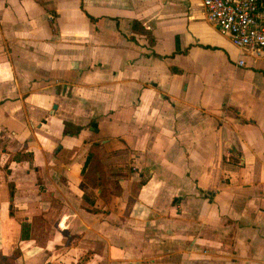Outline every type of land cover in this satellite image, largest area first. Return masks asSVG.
I'll return each instance as SVG.
<instances>
[{
    "label": "crops",
    "instance_id": "crops-1",
    "mask_svg": "<svg viewBox=\"0 0 264 264\" xmlns=\"http://www.w3.org/2000/svg\"><path fill=\"white\" fill-rule=\"evenodd\" d=\"M15 247L16 264H264V52L200 0H0Z\"/></svg>",
    "mask_w": 264,
    "mask_h": 264
},
{
    "label": "built area",
    "instance_id": "built-area-1",
    "mask_svg": "<svg viewBox=\"0 0 264 264\" xmlns=\"http://www.w3.org/2000/svg\"><path fill=\"white\" fill-rule=\"evenodd\" d=\"M200 6L205 20L235 46L251 55L264 52V0H200Z\"/></svg>",
    "mask_w": 264,
    "mask_h": 264
},
{
    "label": "trees",
    "instance_id": "trees-1",
    "mask_svg": "<svg viewBox=\"0 0 264 264\" xmlns=\"http://www.w3.org/2000/svg\"><path fill=\"white\" fill-rule=\"evenodd\" d=\"M95 147H101L95 145ZM103 189L101 196L105 200H109L112 195H116L120 192V187L117 180H106L101 178ZM20 251L17 247L13 248L10 252L0 251V264H16V259L19 257Z\"/></svg>",
    "mask_w": 264,
    "mask_h": 264
}]
</instances>
